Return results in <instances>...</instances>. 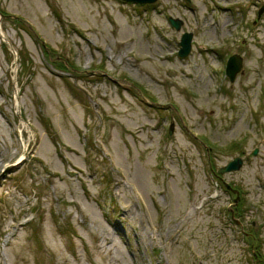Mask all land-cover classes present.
I'll return each mask as SVG.
<instances>
[{"label": "rangeland", "instance_id": "1", "mask_svg": "<svg viewBox=\"0 0 264 264\" xmlns=\"http://www.w3.org/2000/svg\"><path fill=\"white\" fill-rule=\"evenodd\" d=\"M0 264H264V0H0Z\"/></svg>", "mask_w": 264, "mask_h": 264}, {"label": "water", "instance_id": "2", "mask_svg": "<svg viewBox=\"0 0 264 264\" xmlns=\"http://www.w3.org/2000/svg\"><path fill=\"white\" fill-rule=\"evenodd\" d=\"M126 2H132L135 4H154L158 0H124ZM262 12H259V19L261 18ZM170 23L171 25L177 30L180 31L183 23L179 20H174L173 18H170ZM192 41H193V34L190 33H185L182 37L181 42L179 43L180 46V51H179V56L180 58H186L190 55L191 50H192ZM243 58L240 55H234L232 56L227 63L226 66V74L228 78L230 79L231 82H235L237 75L242 71L243 69ZM173 129V126L171 127V130ZM257 152H255L256 154ZM244 162L241 158H236L232 162H230L228 165L225 167L221 168L220 174H225V173H231V172H236L239 171ZM229 190H231V187L227 186ZM236 192L235 190H233Z\"/></svg>", "mask_w": 264, "mask_h": 264}]
</instances>
